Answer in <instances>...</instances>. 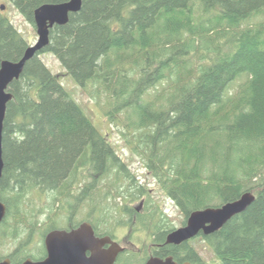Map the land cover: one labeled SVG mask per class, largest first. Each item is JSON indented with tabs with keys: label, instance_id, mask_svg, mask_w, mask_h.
<instances>
[{
	"label": "trees",
	"instance_id": "1",
	"mask_svg": "<svg viewBox=\"0 0 264 264\" xmlns=\"http://www.w3.org/2000/svg\"><path fill=\"white\" fill-rule=\"evenodd\" d=\"M67 1L8 0L34 26L37 8ZM50 41L8 90L13 99L0 181L8 211L0 238L28 235L0 261L46 256L44 246L29 248L41 230L25 213L32 191L55 193L53 207L74 196L86 171L88 178L109 177L126 168L39 58L51 53L82 91L98 105L104 101L109 122L184 214L182 225L194 211L252 192L256 199L244 213L200 237L220 264H264V0H84L67 25L51 30ZM28 47L0 12V67L19 61ZM97 182L87 184L77 202L94 193ZM156 214L152 226L161 243L175 228ZM54 223L41 232L43 239L57 229ZM167 249L180 262L206 264L186 245Z\"/></svg>",
	"mask_w": 264,
	"mask_h": 264
},
{
	"label": "rangeland",
	"instance_id": "2",
	"mask_svg": "<svg viewBox=\"0 0 264 264\" xmlns=\"http://www.w3.org/2000/svg\"><path fill=\"white\" fill-rule=\"evenodd\" d=\"M3 6L4 9H2ZM0 12L10 19L11 23L27 40L29 47L37 43L39 37L36 26L23 17L16 9L12 8L8 0H0ZM39 58L53 75L59 77L61 85L65 88L71 98L80 104L83 108L84 114L91 119L96 129L108 139L120 161L124 163L131 173H133L138 179V182L145 185L149 196H151V205L153 204L154 210H157V214L160 215L161 220L163 219L162 222L175 229L181 228L182 222L185 220L184 214L168 194L161 189L158 181L144 169L145 165L143 159L137 154H134L132 149L126 145V142L120 133L121 128L109 122L108 118L105 116L104 101L98 105L95 100L91 99L84 91H82L67 73L61 62L53 54L44 53L41 54ZM235 87L236 85L234 88ZM94 178H97L98 181L96 190H94V193L90 192V196L80 203L79 201L77 202V198H75L81 193L78 188H76L74 192V198L63 199L58 205L56 204L53 207L52 203L53 196L56 195L55 193L42 191H32L30 193L26 205L24 206L25 213L30 218V221L39 220L41 225V230L35 232L32 236L29 247L30 251L36 252V248L41 250L44 246L45 238L43 239L41 232L54 222L58 229L65 227L69 218L73 214H75L73 218L76 222L92 219L101 225L103 222L108 221L116 224V221L118 220V223L120 222L121 226L127 225L124 223L126 215L123 213L122 209L130 207V204L125 201V196H127L128 193H125L124 197H122L123 199H121L119 198L120 196H118V190L112 188L111 195H108L109 188L111 187L107 185L112 184L115 180L109 179L110 176L106 177L96 173L94 176L88 178L87 184L91 183ZM127 182L128 181H124V183ZM121 193L123 194V192ZM133 201H135L133 205L138 206L141 200L135 199ZM96 213L98 215L97 217H95ZM10 222L11 224L15 223L13 222V218ZM102 225H104V223ZM27 235L28 232L22 233L17 240H5L0 238V254L6 257L17 246L25 242ZM119 240L124 246L128 247V250L125 255L120 257L118 264H143L141 258L143 256L145 257L147 254H144L141 257L143 251H140L137 247L142 248V250L145 249V251L148 250L149 246L152 244L149 239V233L147 232V235L139 237H128L127 239L126 237H121ZM131 243H134L137 246H132ZM190 247L196 251L199 258H201L206 264H220L214 252L202 237H198L191 242Z\"/></svg>",
	"mask_w": 264,
	"mask_h": 264
},
{
	"label": "water",
	"instance_id": "3",
	"mask_svg": "<svg viewBox=\"0 0 264 264\" xmlns=\"http://www.w3.org/2000/svg\"><path fill=\"white\" fill-rule=\"evenodd\" d=\"M84 0H69L62 3H47L35 10L34 23L38 41L27 48L19 61L4 60L0 67V181L5 167L3 159V133L7 107L13 99L8 91L10 85L20 79L27 63L38 56L50 44V32L55 26L67 25L70 15L79 13ZM4 9V6L2 7ZM252 192H245L234 201L220 207H208L194 211L185 226L168 234L166 244L181 245L199 235L209 236L222 229L228 222L244 213L255 201ZM7 206L0 200V224L7 216ZM109 245V248L105 246ZM47 257L33 261L28 258L21 264H116L124 249L109 237H96L90 223L82 224L71 232L55 230L45 237ZM0 264H13L9 258ZM146 264H178L173 257L150 258ZM184 264H192L190 262Z\"/></svg>",
	"mask_w": 264,
	"mask_h": 264
},
{
	"label": "flooded vegetation",
	"instance_id": "4",
	"mask_svg": "<svg viewBox=\"0 0 264 264\" xmlns=\"http://www.w3.org/2000/svg\"><path fill=\"white\" fill-rule=\"evenodd\" d=\"M144 165H145L144 169L148 172V174L151 175V172L148 170L145 162H144ZM112 171H113V173L109 174V176H110L109 179H112L115 181L112 184H109L107 186H109L113 189H117L118 190V192H117L118 196H120L119 198H121V199H123L122 197H124L125 193H128V195L125 196V201H126V203L130 204V207L122 209L123 213L126 215V219H125L124 223L127 225L121 226L120 222L118 223V220L116 221L117 222L116 224L109 222V221L103 222L105 226L102 225L103 223L101 225H99L98 222H96L95 220H92V219L81 221V222H76L73 218L75 214H73L69 218L68 223L65 227H62L61 229H58V228L53 229L52 231L62 230V231L71 232L73 230L78 229L82 224L90 223L92 225V228L95 232L96 237H99V238L109 237L114 242L118 243L124 249V251L122 253H120L116 264H118L120 257L123 256L128 250V247L124 246L122 244V242L119 240L121 237L122 238L126 237V239H127L128 237L129 238L130 237H139V236L147 235V232L149 233V239L151 240L152 244L149 246L148 250L145 251V249L142 250V248L137 247V248H139L140 251H143L142 252L143 254L141 255V257L144 254L145 255L147 254L145 257L143 256L141 258V261L143 262V264H146L147 261L152 257H159L162 259H166L167 257H173L172 255L167 254L168 246L181 247L183 245H186L188 247V249H192L190 247L191 242H193L196 238L200 237L201 235L197 236L194 239L189 240L188 242H185L181 245H178V246L166 244L167 237H168L169 233L164 235V237L162 236L163 239H161V240H163V242L160 243V242L156 241V236H155L156 232H155L154 227L152 226V223L154 220L153 215L155 214V210H154L153 204L151 205V200H150L151 196H149V193L146 190L145 185L142 184L141 182H138L137 181L138 179L127 168L121 169L119 171H117V170H112ZM117 172H119V174ZM87 173L88 172L86 171L79 178L78 185L76 186V188H78L79 191H83V189L87 186V182H88V174ZM98 175H103V173H98ZM92 176H94V175H92ZM124 181H128V182L124 183ZM121 192H123V194ZM121 195H123V196H121ZM135 199L141 200L140 204L138 206L133 205V203L135 202L133 200H135ZM97 216L98 215L96 213L95 217H97ZM187 220H188V218H187ZM187 220H186V223H187ZM185 225H182L181 227H183ZM127 228H128V231H127ZM52 231H50V232H52ZM131 245L137 246L134 243H131ZM44 247H45V242H44ZM105 248H109V245L105 246ZM45 251H46V247H45ZM145 252H147V253H145ZM159 254H162L164 257L162 255H159ZM46 257H47V251H46V256L40 260H44ZM173 259L178 264H184V263L190 262L187 260H185V261L183 260L180 262L179 260L175 259V257H173ZM40 260H37V261H40Z\"/></svg>",
	"mask_w": 264,
	"mask_h": 264
}]
</instances>
